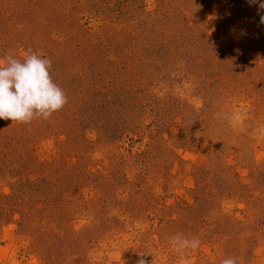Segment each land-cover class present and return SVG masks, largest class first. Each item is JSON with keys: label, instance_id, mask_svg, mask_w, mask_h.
Here are the masks:
<instances>
[{"label": "rangeland", "instance_id": "rangeland-1", "mask_svg": "<svg viewBox=\"0 0 264 264\" xmlns=\"http://www.w3.org/2000/svg\"><path fill=\"white\" fill-rule=\"evenodd\" d=\"M261 15L0 0V59H50L67 98L48 120H0V264H264ZM177 234L200 246L177 253Z\"/></svg>", "mask_w": 264, "mask_h": 264}, {"label": "clouds", "instance_id": "clouds-1", "mask_svg": "<svg viewBox=\"0 0 264 264\" xmlns=\"http://www.w3.org/2000/svg\"><path fill=\"white\" fill-rule=\"evenodd\" d=\"M264 11V0H247ZM264 24V15L260 16ZM52 62L48 58L28 52L22 59L6 55L0 59V120H11L13 124H30L34 119L48 120L54 113L63 109L67 98L63 90L53 82L50 69ZM12 124V125H13ZM257 133L264 134V128ZM174 250L182 255L194 251L200 246L198 238H186L177 234L171 238ZM136 264H148L143 258ZM148 256V255H147ZM221 264H236V259L225 258Z\"/></svg>", "mask_w": 264, "mask_h": 264}]
</instances>
